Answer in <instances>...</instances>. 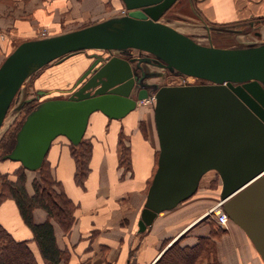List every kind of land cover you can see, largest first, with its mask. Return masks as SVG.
I'll return each instance as SVG.
<instances>
[{"label":"water","instance_id":"water-1","mask_svg":"<svg viewBox=\"0 0 264 264\" xmlns=\"http://www.w3.org/2000/svg\"><path fill=\"white\" fill-rule=\"evenodd\" d=\"M121 1L126 9L122 15L24 40L3 59L0 129L27 77L47 64L93 50L86 54L87 66L78 61L61 74L70 81L83 68L63 94L36 91V98H44L26 114L2 159L37 171L58 136L72 145L81 142L93 112L121 119L138 100L154 93L157 167L137 231H145L159 213L192 196L202 176L215 171L221 181L222 209L264 260V42L236 47L202 44L161 21L176 0ZM129 49L152 55L143 61L201 82L155 87L142 79L136 82L133 59L121 56ZM33 99L23 100L15 111Z\"/></svg>","mask_w":264,"mask_h":264},{"label":"crops","instance_id":"crops-1","mask_svg":"<svg viewBox=\"0 0 264 264\" xmlns=\"http://www.w3.org/2000/svg\"><path fill=\"white\" fill-rule=\"evenodd\" d=\"M11 1L14 3L7 17L1 16L4 6L0 4V30L8 26L10 34L13 33L22 42L37 38L33 37L35 29L59 22L61 15L68 10H71V18L80 17L79 14L88 13V10H99L102 1L107 0ZM258 1V8L264 10V0ZM224 12L222 9V13ZM114 15L109 14L103 19ZM260 15L251 16L258 18ZM249 17L247 19L251 18ZM250 21L253 20H247L248 23ZM59 33L61 32L49 36ZM78 61L84 64V68L88 64L87 55L76 53L60 61L63 63L61 74ZM70 81L60 78L58 83L38 90H65L71 85ZM122 119L126 120V124L130 122L133 125L139 118L133 109ZM106 120L117 121L109 119L100 111L93 112L89 117L85 131L89 135L84 134L83 138L92 142V153L90 172L84 186L76 184L74 180L75 163L66 138V141L54 140L47 153L53 177L62 184L67 196L77 205L76 220L69 233L53 224L59 248L71 254L69 264H77V255H86V258L80 260L81 264H154L162 251L178 238H181L182 245L191 246L199 237L209 236L212 229L210 222L213 220L206 218L205 213L210 203L203 192L159 213L150 227L143 232L137 231L148 183L155 168L158 140L157 137H144L134 129L129 134L130 137H125L126 141L124 140L130 147L131 161V168L124 170L118 165L121 152L119 140L122 141V138L116 137L117 129L114 127L106 133ZM125 126L129 128V125ZM210 172L213 171L207 173ZM217 178L221 189L218 174ZM33 217L40 223L46 219V214L41 210H34ZM215 247L218 264H264L246 233L232 222L223 229L221 239L216 241ZM101 254L104 255L102 258L99 257Z\"/></svg>","mask_w":264,"mask_h":264},{"label":"rangeland","instance_id":"rangeland-1","mask_svg":"<svg viewBox=\"0 0 264 264\" xmlns=\"http://www.w3.org/2000/svg\"><path fill=\"white\" fill-rule=\"evenodd\" d=\"M13 3L14 2L11 0H0V4L4 6V8L1 9V16H9V12L11 11L10 7L13 6ZM257 3H259L258 0H176V2L162 15L161 21L170 24L185 34L195 36L200 43L206 45L211 44L217 47H236L249 44H259L264 42V10L259 9ZM215 7L217 8L215 9ZM222 9H224V13H222ZM94 11L95 10H88V13L79 14L80 17L73 16L71 18V10H68L61 15L59 22L52 23V25H43L35 29L33 31V37L41 38L52 33H63L70 29H77L86 26L87 24L98 22L109 14H115L114 16H116V13L117 15H122L126 12V9L121 0H107L106 2L102 1V5L100 6L99 10H96L95 12ZM252 14L261 15L256 18V16H251ZM247 17L250 19H247ZM247 20H253L251 21L252 24L248 23ZM7 28L8 26L0 30V64L3 59L18 45L17 43L21 41L20 38L13 36V33L10 34V31L7 30ZM205 28L211 31L210 40H208L204 35L206 31ZM254 31H259L260 35L256 36ZM131 51H133L134 54L137 51H140L142 55L146 56V59L147 56L148 59H153L152 55H149L144 51L137 49H132ZM92 52L93 50H87L83 52L81 51L79 54H88ZM101 54L104 55L105 52H101ZM61 62L50 65L47 64L23 81L17 95L10 105L0 129V138L3 135L5 137L0 143V153L11 143V131L23 118V115L26 111V109L23 108V105L18 111H15V108L20 102L31 97H34V99L30 101L31 103H35L38 100L43 99L44 96L36 98V91L38 89H44L47 86L58 83L61 77L60 71L62 70L63 65ZM154 64V62L148 63L146 61H143L140 64H135L139 70L140 76L144 75H141V70L139 68L146 69L149 72L147 75H145V80L147 79V81H149L151 87L168 83H181L184 81L188 83H196V81L199 80L198 78L192 76H182L181 79L174 78V75L178 74H174L170 70L166 68H160ZM48 70L49 73L47 72ZM150 74H152L153 77ZM62 92L64 91L54 88L52 91H48V95H61L63 94ZM152 94L154 98V93ZM154 101L155 98L154 100L149 98L145 102L142 100L139 101L137 104L138 107L136 106L137 108L134 109V111L136 110L137 117L139 119L134 121L135 124L133 125H130V122L129 124H126V120H124L125 118L117 119L116 122L106 120V133L112 127L116 128V137L122 138V143L125 146H129L125 143V137H130L129 134L133 132L134 129L137 132H140L144 137H157L153 117ZM125 125H129V128H125ZM85 135L87 136L89 133H86ZM85 135L83 137H85ZM54 140L66 141L64 136H58ZM46 159H48L47 155ZM122 168L124 169V167ZM20 172V163L18 161L0 159V184L7 178L12 180L16 179L19 177ZM89 172L90 169L88 174ZM24 173L25 187L27 192L32 194L34 192L32 186L33 182L40 181V174L38 170L29 171L26 169ZM215 174L216 172L213 171L207 173L205 177L201 178L196 192L188 198L190 199L196 196L198 192H203L206 194V197L210 203L209 209L206 211V213H208V215H206L207 219L210 216L209 214H213V212H215L217 204L220 202L219 180L217 178V174ZM188 199L184 201L186 202ZM34 210H41L46 214V211L41 208H35ZM54 223L55 225H58L55 221H52V224ZM0 224L19 240H26L32 236L30 229L25 225L20 216L14 199L10 195L8 184L5 185L3 193L0 195ZM220 239L221 235L216 239V241ZM5 244V240L1 239L0 237V248L4 247ZM103 256L104 255L101 254L99 257L102 258ZM70 257L71 254H69L68 259L66 262H64L65 264L70 263ZM77 258V264H81L79 263L80 260L86 258V255H83L82 257L77 255ZM214 258L216 259L215 253Z\"/></svg>","mask_w":264,"mask_h":264},{"label":"trees","instance_id":"trees-1","mask_svg":"<svg viewBox=\"0 0 264 264\" xmlns=\"http://www.w3.org/2000/svg\"><path fill=\"white\" fill-rule=\"evenodd\" d=\"M35 104L36 102L23 104V108L26 109L25 114L11 131V143L0 153L1 160H8L2 159V156L12 148L19 126ZM4 138L3 135L0 138V143ZM119 145L121 152L118 165L129 170L131 167L130 148L125 146L121 139ZM69 147L75 163L74 180L76 184L84 186L90 169L92 142L82 138L78 145H72L69 142ZM157 156L158 151L155 157L154 172L157 167ZM20 169L19 177L13 180L7 178L4 182L2 181L0 195L3 193L5 185L8 184L10 195L32 236L26 240H19L0 224V237L6 242L5 246L0 248V264H65L70 253L59 248L52 221H55L65 233H69L76 220L77 205L67 196L62 184L53 177L50 163L46 157L38 169L40 181L33 182L34 192L32 194H29L25 187V168L21 164ZM35 208L46 211L47 217L43 222L38 223L34 220L33 210ZM210 225L212 229L209 236L199 237L197 242L191 246L182 245L181 238H178L162 251L154 264H218L214 258L215 245L216 239L222 234L223 229L215 225L213 221L210 222Z\"/></svg>","mask_w":264,"mask_h":264},{"label":"flooded vegetation","instance_id":"flooded-vegetation-1","mask_svg":"<svg viewBox=\"0 0 264 264\" xmlns=\"http://www.w3.org/2000/svg\"><path fill=\"white\" fill-rule=\"evenodd\" d=\"M165 13V12H164ZM250 23H252L251 21H250ZM205 37L208 39V40H210L211 39V35H210V30H208L207 28H205ZM254 34L257 36V35H260V32L259 31H254ZM187 35H189V34H187ZM190 37H192L193 39H195L196 41H198L197 40V38L195 37V36H192V35H189ZM199 42V41H198ZM132 49H129L126 53H123V54H121V56L122 57H124V58H126V59H128V60H130V59H133V64H134V74L136 75V82H141V79H142V81H144V82H146V83H148V84H150L149 83V81H147V79L145 80V75H147L149 72L146 70V69H143V68H139L140 70H141V75H144V76H140V74H139V70H138V68H137V66L135 65V64H140V63H142L143 62V59H146V56L145 55H142V53L140 52V51H135L136 53L134 54L133 53V51H131ZM103 55V54H102ZM105 55H107L106 53L104 54V56ZM150 55V54H149ZM142 56H144V57H142ZM147 58H148V56H147ZM150 75H152V74H150ZM153 77V76H152ZM174 78H177V79H181L182 78V76H180V75H174ZM199 83V82H201L200 80H198V81H196V83ZM163 85V84H162Z\"/></svg>","mask_w":264,"mask_h":264},{"label":"built area","instance_id":"built-area-1","mask_svg":"<svg viewBox=\"0 0 264 264\" xmlns=\"http://www.w3.org/2000/svg\"><path fill=\"white\" fill-rule=\"evenodd\" d=\"M183 83H188L186 81H184ZM154 99L153 98V94L148 96V99ZM146 99V98H145ZM206 215H208V213H206ZM210 218L214 221V223L219 227V228H223L226 229L230 223L229 217L228 215L224 212V210L222 209L221 203L219 202L217 204V208L215 210V212H213V214H209Z\"/></svg>","mask_w":264,"mask_h":264},{"label":"bare ground","instance_id":"bare-ground-1","mask_svg":"<svg viewBox=\"0 0 264 264\" xmlns=\"http://www.w3.org/2000/svg\"><path fill=\"white\" fill-rule=\"evenodd\" d=\"M49 36V35H48ZM186 77H188V76H186ZM142 101H146V100H148V97H146V99L144 98V99H141ZM141 100H138V101H141ZM154 100V99H153ZM137 104H138V102H137Z\"/></svg>","mask_w":264,"mask_h":264}]
</instances>
